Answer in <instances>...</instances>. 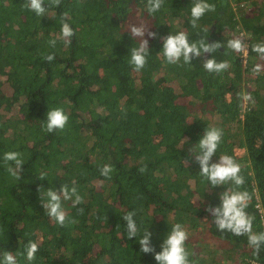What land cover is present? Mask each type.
<instances>
[{
    "label": "trees",
    "instance_id": "trees-1",
    "mask_svg": "<svg viewBox=\"0 0 264 264\" xmlns=\"http://www.w3.org/2000/svg\"><path fill=\"white\" fill-rule=\"evenodd\" d=\"M24 3L0 0V254L21 253L18 264H29L23 253L31 240L38 244L31 264H157L138 241L148 230L159 252L179 223L188 234L189 264L214 263L218 244L235 253L231 264H264V245L254 255L246 235L218 230L207 211L227 188L247 191L252 230L264 232V56L251 50L243 65L239 52L227 49L240 26L252 45L264 42V0H250L238 11L230 0H208L215 11L195 28L193 0H163L152 14L147 0H61L59 6L45 0L42 17ZM62 20L74 30L70 45L59 39ZM132 25H143L148 40L139 72L128 62L141 39L130 35ZM181 31L190 42L203 38L221 47L191 64H169L161 38ZM49 53L51 62L44 58ZM212 57L229 68L207 72L203 62ZM56 107L68 123L45 132L46 113ZM211 126L223 130L211 162L232 156L244 177L239 188L212 187L199 174L190 149ZM8 151L24 160L19 181L6 170ZM105 164L113 169L109 177L100 172ZM41 172L47 173L42 180ZM73 182L83 202H62L67 218L60 226L44 212L38 189L59 191ZM128 211L135 212L136 238L126 234L122 216Z\"/></svg>",
    "mask_w": 264,
    "mask_h": 264
},
{
    "label": "clouds",
    "instance_id": "clouds-1",
    "mask_svg": "<svg viewBox=\"0 0 264 264\" xmlns=\"http://www.w3.org/2000/svg\"><path fill=\"white\" fill-rule=\"evenodd\" d=\"M49 3L54 6H59L61 0H49ZM44 4L45 0H25L23 6L34 12L36 16L42 17L45 13L48 14V7L45 8L43 6ZM162 4L163 0H147V12L152 14L159 11ZM210 11H215V5L208 3V0H193L190 18L192 27H197V21L206 12ZM145 31L146 28L143 25H132L130 27V35L141 38L139 46L132 47L129 50L130 58L128 62L137 72L145 67L149 55L148 40L143 39ZM148 35L155 36L156 33L149 32ZM73 36V28L68 22L62 20L59 39L65 45H70ZM161 39L163 40L162 54L165 61L169 64H177L181 59L184 64H191L193 57H200L204 53H213L221 47L220 42L208 43L203 38L190 42L187 33L183 31L169 34ZM48 43L50 47H55L57 40L53 38ZM227 49L235 52L244 51V42L240 38L229 39L227 41ZM251 50L260 56H264V42L253 44ZM44 58L48 62H51L55 56L49 53ZM203 67L209 73L218 74L226 71L229 68V63L227 61L218 62L212 57L204 60ZM254 71H259V65L256 66ZM244 98L247 100L251 99L250 96H245ZM68 120L69 116L63 108H49L46 113V119H44L45 123L42 125V130L48 133L55 130H63ZM222 137L223 130L221 128L216 126L207 127L197 144L190 149V154H195V159L200 165L199 174L207 179L209 185L216 187L232 183L236 188H239L244 184V177L240 174L241 165L232 156L222 155L219 157L218 162H211L213 155L221 143ZM2 159L8 164L6 170L9 175L14 180L19 181L23 170L22 165L24 164L21 153L8 151L3 154ZM112 171L113 169L110 164H105L100 168L101 175L104 177H109ZM139 171H146V165L142 166ZM46 176V172H41L39 179L42 180ZM38 191L44 212L60 226L65 224L67 218L62 202L71 201L73 207L83 202V197L79 194L75 182H73L71 187L68 184L61 185L59 191L52 187L47 190H42V187H40ZM250 199L251 197L247 191L227 188V190L219 195L220 204L215 207L209 206L207 211L214 217V223L218 230L230 231L235 236L246 235L248 244L253 249V254L258 255L261 246L264 245V232L255 233L252 230L253 218L245 211ZM80 211H83V209H80ZM134 216V211H128L122 216V219L126 221V234L129 239L136 238L138 232ZM150 237L151 233L146 230L138 241L140 251L142 253L154 252V258L157 264H189L188 253L184 247L188 234L181 224L176 223L172 226L171 231L165 236L161 244V251L159 252H156L151 245ZM37 251L38 244L31 240L28 241L23 255L29 264L35 260ZM18 255H21V253L14 255L10 251H5L0 254V264H18Z\"/></svg>",
    "mask_w": 264,
    "mask_h": 264
},
{
    "label": "built area",
    "instance_id": "built-area-1",
    "mask_svg": "<svg viewBox=\"0 0 264 264\" xmlns=\"http://www.w3.org/2000/svg\"><path fill=\"white\" fill-rule=\"evenodd\" d=\"M249 0H230V4L232 8L235 11H238V9H245L248 8ZM233 38H240L244 42V51L239 52L240 60L242 61V64L245 65L247 63V56L249 52L251 51V45H252V37L250 33L245 30L242 26H240L236 31H234L232 34ZM245 104V103H244Z\"/></svg>",
    "mask_w": 264,
    "mask_h": 264
},
{
    "label": "rangeland",
    "instance_id": "rangeland-1",
    "mask_svg": "<svg viewBox=\"0 0 264 264\" xmlns=\"http://www.w3.org/2000/svg\"><path fill=\"white\" fill-rule=\"evenodd\" d=\"M4 88H5L4 90L6 91V89L8 88V85H6ZM7 90H9V89H7ZM218 242H220V241L219 240L211 241V243H213L212 248H215L216 245L218 244ZM224 245H226V244H224ZM219 248H220V246L218 244V246L216 248L217 249L216 250L217 253H214L215 262L212 263V261L210 260V262L208 264H231L234 261V260L231 261V257L233 255L235 257V253L234 252H229V253L228 252L227 253L226 252H222L221 249L219 250ZM195 261H198V259H195Z\"/></svg>",
    "mask_w": 264,
    "mask_h": 264
},
{
    "label": "crops",
    "instance_id": "crops-1",
    "mask_svg": "<svg viewBox=\"0 0 264 264\" xmlns=\"http://www.w3.org/2000/svg\"><path fill=\"white\" fill-rule=\"evenodd\" d=\"M249 1H250V0H249ZM232 33H233V32H232ZM232 33H231V34H232Z\"/></svg>",
    "mask_w": 264,
    "mask_h": 264
}]
</instances>
